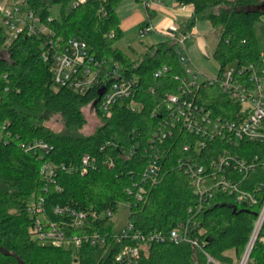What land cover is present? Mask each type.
I'll list each match as a JSON object with an SVG mask.
<instances>
[{"label": "trees", "instance_id": "obj_1", "mask_svg": "<svg viewBox=\"0 0 264 264\" xmlns=\"http://www.w3.org/2000/svg\"><path fill=\"white\" fill-rule=\"evenodd\" d=\"M75 1L25 3L39 13L54 38L63 43L78 38L87 43L95 61L106 63L101 70L103 84L85 93L55 84L51 64L44 61L43 54L50 48L52 58L56 48L26 33L9 38L0 27V264H117L115 258L124 244L114 240L113 219L99 215L108 210L115 214L120 203L129 206V221L143 233L169 234L180 223L191 221L189 236L200 244L150 243L131 264H208L207 254L219 264H235L264 204V169L259 167L247 177L229 173L240 189L256 195L257 205L245 206L234 195L220 191L199 209L187 166L214 171L212 163L226 149L247 161L264 160V146L251 142L232 145L219 135L208 141L201 134L190 133L168 116V100L178 96L181 102L192 104L199 121L209 114L213 123L234 119L240 105L229 100L218 83L189 86L191 79L173 39L150 46L136 58L125 53L119 47L125 37L119 0H86L71 6ZM177 1L178 6L193 8L177 38L205 20L218 32L213 58L219 74L236 65L243 70L242 80H248L253 66L264 77L256 29L257 24H264V0ZM55 7L58 15H54ZM51 16L54 19L49 22ZM115 63L118 77L113 73ZM165 67L168 71L156 78ZM123 79L132 83V95L104 111L100 90L109 92ZM87 106L93 108L100 125L93 134L83 135ZM54 116L61 118L62 132L47 126ZM201 141L205 146L198 149ZM40 143L48 148L39 147ZM46 163L55 169L51 181L41 173ZM153 163L158 175L144 180ZM140 189H144L141 199ZM33 196L43 198L48 218L58 223H69L72 213H85L87 226L67 229L68 233L98 232L107 237L106 243L85 244L74 251L34 241L29 234ZM57 207L65 213H56ZM252 258L255 264H264V241L257 242Z\"/></svg>", "mask_w": 264, "mask_h": 264}, {"label": "built area", "instance_id": "obj_2", "mask_svg": "<svg viewBox=\"0 0 264 264\" xmlns=\"http://www.w3.org/2000/svg\"><path fill=\"white\" fill-rule=\"evenodd\" d=\"M86 0H77L71 6L76 7L79 3ZM146 9L151 7L153 0H141ZM182 7H186L185 5ZM54 16L48 18L51 22ZM0 27L9 32L11 38L26 33L28 35L43 38L46 46L56 48L52 58H50V48L44 51L43 58L45 62H50L51 70L54 75L55 84L58 87H67L79 93H85L94 85L104 82L102 67L105 62H97L91 56L89 46L86 42L72 38L67 43H63L61 38H54V34L49 26L42 20L37 12L28 9L25 2L21 5L0 6ZM158 32V29L152 24L144 25L140 30V36ZM178 29L171 27L169 35L180 46L178 54L188 77H190L189 86L196 87L201 82L210 84L218 83L222 92L227 95L229 100L240 105V111L232 120L222 122H212L209 114H206L201 121L198 120L195 112L192 110V104L182 101L178 96H170L168 100V116L176 120V123H182L190 132L201 134L205 140L212 141L216 135L223 136L232 145H240L242 142H251L264 146V77L260 76L255 67L250 66L252 74L248 80H242L243 70L238 69L236 65L224 69L217 78L205 77L199 80L202 75L195 68L187 49L184 45V37L177 38ZM113 73L118 75V64L115 63ZM249 70V69H247ZM262 73L264 75V53L262 62ZM168 68L159 70L155 76L160 77ZM220 71V70H219ZM188 81H186L187 83ZM133 92L132 83L129 80H121L113 84L110 91L104 92V101L102 109L107 111L109 107L121 98L130 97ZM182 103V104H181ZM187 105V109L184 108ZM207 124V125H206ZM205 146V142L198 143V149ZM39 147L47 149L46 144L40 143ZM187 149V148H185ZM88 158L83 160L84 171L88 164ZM264 169V160L256 157L252 161H247L232 155L226 149L217 161L212 163L214 171L208 172L206 168H196L193 165L187 166V174L190 176L191 185L194 194L198 198V207L201 209L203 204L214 198L216 192H227L234 195L238 203L248 207L257 205L258 199L255 194L244 191L229 177L231 171L239 172L247 177L250 172L257 168ZM55 169L50 163L44 164L41 173L48 181L54 177ZM151 175H158V167L151 164L144 174V180ZM144 189H140L138 197ZM193 208L190 209L192 212ZM56 213L64 214L65 211L59 207ZM29 213L33 223L29 228V234L34 241L41 244L64 247L78 251L85 244L92 246L103 245L107 237L101 233L92 234H69L67 229H84L87 226V215L85 213H72L69 223L63 221L58 223L48 218L44 206L43 198L35 196L29 201ZM101 216H107L113 219L114 213L110 210L104 212ZM191 221L180 223L169 234L163 232L143 233L137 230L134 225L128 221L126 228L119 233H114V240L119 244H124L122 251L116 256L117 264H131L141 257L144 246L150 243H165L167 241L179 244L189 242L194 246H200L197 239L189 236ZM264 226V204L257 215L251 236L245 246V249L237 259L235 264H255L252 255L258 241H264L261 231ZM208 264H219L207 254Z\"/></svg>", "mask_w": 264, "mask_h": 264}, {"label": "crops", "instance_id": "obj_3", "mask_svg": "<svg viewBox=\"0 0 264 264\" xmlns=\"http://www.w3.org/2000/svg\"><path fill=\"white\" fill-rule=\"evenodd\" d=\"M118 15L121 20V29L125 36L124 41L125 39L128 41V47L133 50L134 55H131L125 49H121L136 58L137 55L144 54L150 46L171 39L169 35L171 27H176L178 31L183 29L193 15V8L191 6H178L177 0H153L151 7L148 9L144 7L141 0H119ZM147 24L155 26L158 32L146 34L143 37L140 36L143 38L141 39L143 40L141 41L143 48L141 49L142 51H138L129 43V36L134 33L140 35L141 28ZM198 27L196 25L190 33L188 32L184 40L187 37L195 38L200 52L207 53L208 43L205 37L199 35ZM190 58L192 60L191 56Z\"/></svg>", "mask_w": 264, "mask_h": 264}, {"label": "rangeland", "instance_id": "obj_4", "mask_svg": "<svg viewBox=\"0 0 264 264\" xmlns=\"http://www.w3.org/2000/svg\"><path fill=\"white\" fill-rule=\"evenodd\" d=\"M25 0H0V6H13V5H21ZM54 15H58L59 8H54ZM199 29V35L202 37H205L208 46H207V53L200 52L199 45L195 38L187 37L184 40V45L189 53V55L192 57V60L194 62L195 68L200 71L202 74L199 78V80H203L205 77L210 78H217L219 74V65L216 63V61L213 58V54L217 45L218 41V32L213 26L205 21L201 20L196 24ZM258 38L260 42V46L262 48V51L264 53V24L259 23L256 26ZM9 38H11L9 32H8ZM143 38L140 37L139 34H130L129 36V43H131L132 46H134L138 51H142L143 48L141 46V40ZM128 41L125 39L122 42L119 43V47L122 49L127 50L131 55H134L133 50L129 49V45L127 44ZM180 49V46H178ZM138 56V55H137ZM136 56V57H137ZM233 65L225 67V69L230 68ZM84 114L87 118V125L80 131L83 135H90L93 134L96 131V128L100 125V120L96 116V113L94 112L93 108L91 106H87L84 108ZM47 126L53 130L54 132H62L64 129V124L59 116H54L48 123ZM129 215H130V208L125 203H120L118 206L117 212L113 216L114 221V230L113 232L119 233L122 229L126 228L128 221H129Z\"/></svg>", "mask_w": 264, "mask_h": 264}, {"label": "water", "instance_id": "obj_5", "mask_svg": "<svg viewBox=\"0 0 264 264\" xmlns=\"http://www.w3.org/2000/svg\"><path fill=\"white\" fill-rule=\"evenodd\" d=\"M104 92H105V89L102 88V89L100 90L99 96L101 97V96L104 94ZM97 102H98V100L94 102L93 106H95V105L97 104Z\"/></svg>", "mask_w": 264, "mask_h": 264}]
</instances>
